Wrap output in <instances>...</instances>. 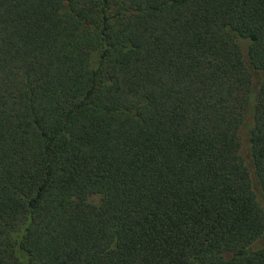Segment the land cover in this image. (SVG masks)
Returning <instances> with one entry per match:
<instances>
[{
	"label": "trees",
	"instance_id": "16d2710c",
	"mask_svg": "<svg viewBox=\"0 0 264 264\" xmlns=\"http://www.w3.org/2000/svg\"><path fill=\"white\" fill-rule=\"evenodd\" d=\"M0 264H264V0H0Z\"/></svg>",
	"mask_w": 264,
	"mask_h": 264
}]
</instances>
